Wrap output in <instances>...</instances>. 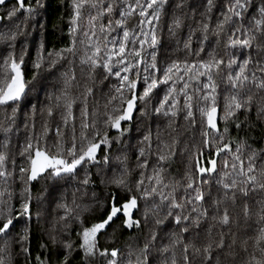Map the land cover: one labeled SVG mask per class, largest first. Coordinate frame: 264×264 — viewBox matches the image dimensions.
I'll list each match as a JSON object with an SVG mask.
<instances>
[{
  "label": "snow or ice",
  "instance_id": "1",
  "mask_svg": "<svg viewBox=\"0 0 264 264\" xmlns=\"http://www.w3.org/2000/svg\"><path fill=\"white\" fill-rule=\"evenodd\" d=\"M9 3L0 0V21L12 24L11 29L0 30V43L6 46L0 51V133L4 135L0 142V264H15L17 250L25 264H48L46 244L40 245L41 253L32 260L33 182L49 180L59 185L76 180V191L86 190L93 168H111L113 145L123 143L134 118L148 116L154 119V127L149 125L134 146L138 178L132 182L128 155L117 148L122 153L115 157L118 171L112 169V176L101 183L113 185L118 192L107 193L99 219L87 224L84 219V213L98 202L95 193L91 205L77 204L75 193L71 205L66 200L57 203L63 214L54 219L51 233H63L59 264H71L75 251L83 254L82 264H96L97 257L106 264H264V149L257 152L243 138L226 142L229 124L238 135L244 125L251 126L253 109L257 121H264V0L259 4L202 0L191 7V15L185 11L190 7L186 0H172L168 31L176 36L187 27L182 40L185 57L164 61L158 60V31L169 0H70V43L60 49H45L40 43L32 61V80L42 69L51 70L64 61L71 65L69 56H77L79 44L87 81L80 95L72 96L71 88L80 84L69 68L61 73L62 86L46 93V104L38 107L29 102L23 120L28 134L18 146L19 165L9 152L11 135L19 133L16 121L32 81L25 79L23 68L26 43L17 55L16 41L44 4L41 0ZM85 19L86 26L81 23ZM189 19L192 23L186 24ZM222 37H226L223 55L217 50ZM98 75L101 85L107 82V93L99 89L103 105L96 95ZM241 112L244 121L238 115ZM221 122L223 130L218 127ZM197 129L199 144L193 143L189 150L185 143L180 149L181 154L188 152V170L182 178L172 177L167 166L177 153L181 131ZM213 181L221 191L209 202ZM256 193L262 197L255 201L253 212L248 199ZM238 197L243 200L245 221L255 215L257 225L252 228L254 235L243 239L233 231L236 221L227 207L229 202L235 205ZM36 216L39 219L40 213ZM150 219L159 231H150L134 260L130 245L127 258L121 249L100 247V236L117 220H121L118 227L139 229L141 220L147 225ZM74 223L79 226L78 243L69 235ZM169 223L173 230L165 243L160 232ZM49 239L56 245V235L50 234Z\"/></svg>",
  "mask_w": 264,
  "mask_h": 264
},
{
  "label": "trees",
  "instance_id": "2",
  "mask_svg": "<svg viewBox=\"0 0 264 264\" xmlns=\"http://www.w3.org/2000/svg\"><path fill=\"white\" fill-rule=\"evenodd\" d=\"M27 2V0H26ZM35 0H33V3ZM44 4V7L39 10V14L35 17V19L27 21V27L25 29V34L23 36L18 37L16 41V53L19 55L21 45L26 43L28 49V55L25 57V65L24 74L25 79L32 81L30 85H28V96L24 100V102L20 106V112L18 119L16 121L17 126H19V133L15 132L11 135V144L12 146L9 149L11 155H15L16 163L19 165L21 163V158L18 153L19 144L23 143L27 131L23 127L24 113L28 111L29 102L39 105L41 103L46 104V93L51 92L56 88L62 86L61 73L72 68L77 77V81L80 84V88L72 87L71 95L79 96L83 91V85L87 81V67L82 66L80 64V56L83 54V46L77 44L78 54L76 57L69 56V60H72L73 63L70 65L68 61L62 62V64L57 65L56 68L51 70L42 69L35 80H32L34 69L32 68V61L36 56V49L40 43L44 44L45 49H60L67 47L70 43V38L68 35L69 28V18L71 14L70 10V0H41ZM202 0H186V4L190 7L185 9L186 12L191 15V7H195L197 4H200ZM11 3H14V0H10L9 6ZM256 4L260 3V0H255ZM173 11L172 0H169V4L165 5V12L162 15L161 23L158 31L159 38V46H158V60L164 61L165 59H184L185 52L183 50V38L187 35V27H182L176 36H173L168 31V25L171 22ZM23 19V16L20 17ZM82 25L87 24L86 19L81 21ZM131 23H135V20L131 21ZM186 24H191V19L185 22ZM43 25V27H41ZM12 28V24L7 21H0V30H8ZM226 37H222L221 44L218 46V51L221 55L224 54L223 41ZM179 41V43H178ZM214 43V41H213ZM195 41L193 42V47H195ZM5 45L0 43V51L5 49ZM255 58V53H253ZM2 62V61H0ZM83 67L84 71H81ZM97 98L100 99L101 105L104 103L103 97L100 95L99 89H103V92L107 93L108 88L105 85H101L99 83L100 77L97 76ZM115 82V81H113ZM89 83H91L89 81ZM221 90L223 91V85H221ZM91 99L89 104L91 106ZM223 100L221 99V104ZM76 106L74 105V109ZM78 114V113H77ZM138 115V114H137ZM241 121L245 120L244 113L238 114ZM0 116H2V112H0ZM58 119V117H57ZM181 124H184L183 120L180 121ZM149 125L154 127V119L151 116L143 117L139 121L135 118L130 125L131 132L127 134L123 138V143L120 145H113L112 151L110 153V157L112 158L111 168L98 170L97 168L92 169V183L87 187L86 190L76 191L77 181L72 180L67 183L61 181L59 185L53 184L49 180H40L39 182H33L32 187V195L33 202L31 206L32 212V220L30 222L31 228V253L32 260L34 262L35 256L41 253L42 249L40 248L41 244L47 245V251L44 255L48 258V264H59V261L63 259V249H62V240L63 233L57 231L56 233H51L52 224L54 219L50 222V225L47 226V222L52 218H57L63 214V210L57 208L58 202L67 201L70 205L73 200V193H75V200L77 204L85 205V204H93V193H95V199L98 201L93 205L90 211L84 213L85 223L94 222L96 219H99L100 216L103 215L102 205L105 202V197L109 192H118V190L111 184L101 183V179H105L107 181L113 174L112 169H116L118 171V165L115 161V157L117 155H121V152H117V148L122 149L128 155V166L130 169V178L134 183L135 179L138 178L139 170L136 169V159L134 154V146L137 140L140 138L142 133L147 129ZM250 127L249 125H244L243 130L237 134L235 126L229 124L230 136L226 137V142L228 139L239 140L240 138L246 139L247 143L251 145L252 149L260 150L264 149V121H257L256 112L253 109L250 114ZM163 126V125H162ZM218 127L223 130L224 124L221 122ZM36 129L39 131L40 129V117L37 116V124ZM115 134L114 132L112 133ZM4 139L3 133H0V142ZM200 136L199 131L197 130H189L187 132L181 131V135L179 137V145L177 148V153L174 157H172L170 163L168 164V171L170 172L172 177L177 179L182 178L186 170H188L187 166L189 163V155L188 152H184L181 154L180 149H183L185 143L188 144L189 150L192 149V144H199ZM129 143L133 147H129ZM233 150L235 148V144L232 145ZM99 155L103 156V150L100 151ZM224 159V156L221 155L217 159V169L219 170L221 167V162ZM101 171V175H97L96 173ZM83 173H80L82 176ZM79 178V177H78ZM15 191L17 193V199L19 197L20 186L17 183L14 185ZM207 192L208 189L206 188ZM211 197L209 198V202H211V198H216L220 194L219 187L212 182L211 185ZM121 195H123L121 193ZM39 197V199H37ZM262 194H250L248 199V203L250 207L255 211L256 205L255 201L260 199ZM141 207V211L143 210V202H138ZM46 206V210L44 209ZM72 207H75L72 205ZM229 213L234 217L236 223L233 225V231L237 232L239 238L243 239L246 236L254 235L252 228L256 227V217L253 215L251 219L245 221L242 208H243V200L241 198H237L235 205L231 202L227 204ZM43 208L42 214H45L44 219L37 222L36 213L41 211ZM134 215L136 218H140V213L135 212ZM42 216V215H40ZM122 219V218H121ZM23 223V221H21ZM46 225V226H43ZM121 225V220H117L111 227L107 229V232L100 236L99 245L101 248H108L111 250L113 247L121 249L125 258H127V253L129 251V245L133 250L132 259H135V254L138 252L139 247H142L145 238L149 235L150 231L156 229L155 224L150 219L147 225L141 220V227L139 229L132 228L127 229L123 227H118ZM20 224H17V229H19ZM115 229V232H113ZM79 230V226L77 224L72 225V230L69 233L71 240L76 241L78 243V237L76 232ZM172 225L169 223L168 227L165 228L163 232H160V236L164 237V242L167 243V233L172 231ZM54 234L57 237L56 245H53L52 241L49 239V235ZM160 241L158 239L157 246H159ZM155 254V252H154ZM179 255V252H178ZM82 256L83 254L79 251H75L72 254L71 264H82ZM15 264H25V259L22 255H19L17 250V256L15 260ZM96 264H106V260L100 257L96 258Z\"/></svg>",
  "mask_w": 264,
  "mask_h": 264
},
{
  "label": "rangeland",
  "instance_id": "3",
  "mask_svg": "<svg viewBox=\"0 0 264 264\" xmlns=\"http://www.w3.org/2000/svg\"><path fill=\"white\" fill-rule=\"evenodd\" d=\"M44 209L46 210V206H44ZM40 210H41V211H39V213H40V215H42V216H40L39 219L36 218L37 222L40 221L41 218H42V220H45V219H44L45 217L48 218V216H45V214H42V212H43V208L40 209ZM61 215H62V213H61ZM53 219H55V218H52L51 220H49V221L46 223L47 226L50 225V222H51ZM43 226H46V225H43Z\"/></svg>",
  "mask_w": 264,
  "mask_h": 264
},
{
  "label": "water",
  "instance_id": "4",
  "mask_svg": "<svg viewBox=\"0 0 264 264\" xmlns=\"http://www.w3.org/2000/svg\"><path fill=\"white\" fill-rule=\"evenodd\" d=\"M218 159V158H217Z\"/></svg>",
  "mask_w": 264,
  "mask_h": 264
}]
</instances>
